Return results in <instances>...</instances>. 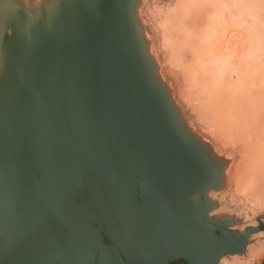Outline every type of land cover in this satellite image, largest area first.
<instances>
[{
  "label": "water",
  "instance_id": "water-1",
  "mask_svg": "<svg viewBox=\"0 0 264 264\" xmlns=\"http://www.w3.org/2000/svg\"><path fill=\"white\" fill-rule=\"evenodd\" d=\"M139 5L0 0V264H220L264 231L212 217L225 164L169 105Z\"/></svg>",
  "mask_w": 264,
  "mask_h": 264
},
{
  "label": "bare ground",
  "instance_id": "bare-ground-1",
  "mask_svg": "<svg viewBox=\"0 0 264 264\" xmlns=\"http://www.w3.org/2000/svg\"><path fill=\"white\" fill-rule=\"evenodd\" d=\"M148 1L140 0L132 15L146 42L142 54L166 88L169 105L180 113L178 93L210 111L223 135L247 132L251 142L242 158L248 176L264 163V0H174L167 7ZM143 15L158 37L156 46ZM207 146L215 158L226 156L212 142ZM234 163L224 166L223 180L230 181Z\"/></svg>",
  "mask_w": 264,
  "mask_h": 264
},
{
  "label": "rangeland",
  "instance_id": "rangeland-1",
  "mask_svg": "<svg viewBox=\"0 0 264 264\" xmlns=\"http://www.w3.org/2000/svg\"><path fill=\"white\" fill-rule=\"evenodd\" d=\"M21 1V0H18ZM167 7L174 0H149ZM154 45L158 42V37L149 27L146 17L143 15ZM154 35V36H153ZM171 83L174 78L167 77ZM177 88L175 89V91ZM176 100L181 107L180 116L186 128L196 136L205 145L212 142L217 148L224 152L226 156L219 158L227 168L230 163H234L230 171V181L224 182V187L216 192L215 195L210 194L211 200L215 203V210L211 214L217 219H230L234 223L231 225L233 230L241 231L249 227L258 228L264 225V163L251 169L249 175H244V159L242 153L244 148L251 142V136L247 132H243L239 137L230 135L227 137L218 132L215 124L211 122L210 111H203L193 101L182 98L178 93ZM228 155L234 156L233 159H226ZM264 263V231L253 237L248 246L247 252L242 256L226 257L220 264H263ZM174 264H184L179 261Z\"/></svg>",
  "mask_w": 264,
  "mask_h": 264
}]
</instances>
